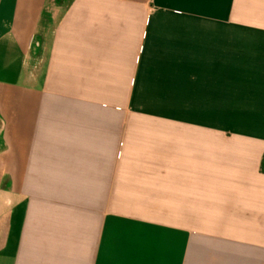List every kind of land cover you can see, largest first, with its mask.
<instances>
[{
	"label": "crops",
	"instance_id": "obj_1",
	"mask_svg": "<svg viewBox=\"0 0 264 264\" xmlns=\"http://www.w3.org/2000/svg\"><path fill=\"white\" fill-rule=\"evenodd\" d=\"M0 264H264V0H0Z\"/></svg>",
	"mask_w": 264,
	"mask_h": 264
}]
</instances>
